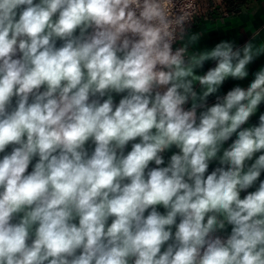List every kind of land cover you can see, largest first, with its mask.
Here are the masks:
<instances>
[{"label": "clouds", "instance_id": "obj_1", "mask_svg": "<svg viewBox=\"0 0 264 264\" xmlns=\"http://www.w3.org/2000/svg\"><path fill=\"white\" fill-rule=\"evenodd\" d=\"M262 9L0 0V264H264Z\"/></svg>", "mask_w": 264, "mask_h": 264}, {"label": "crops", "instance_id": "obj_2", "mask_svg": "<svg viewBox=\"0 0 264 264\" xmlns=\"http://www.w3.org/2000/svg\"><path fill=\"white\" fill-rule=\"evenodd\" d=\"M208 6V11L201 16H198L197 23L193 26V30H198L199 28L203 27L204 25V16L206 15L208 18V21L211 22L212 24H215L217 19L223 20L225 14L234 16V17H239L240 16V11H239V5L240 4H245L248 3V0H223V6L225 8V11H221V8L219 6L216 7V11H212L213 7V0H205ZM250 7L252 6L251 4L249 5ZM264 11V9H262ZM251 18L244 16L240 17L239 20L233 19L230 22H226L225 24L222 25H209V28L212 30H215L216 28H220L222 30H231L229 33H226L224 31H216L211 34L210 41H219L220 39L227 38L228 36H239V31H238V25L240 24H248L249 20ZM253 26L254 27H259L261 26V20L259 16H257L254 20H252ZM241 32H243V29H240ZM261 63H264V60L258 61L256 64L252 65V70L255 71ZM251 79V77H249ZM233 83L236 82H229L227 85H225V90L227 88H230L233 86ZM241 83L242 86L247 85V81L244 82H239ZM261 111H264V106L260 109ZM255 120V117L253 118Z\"/></svg>", "mask_w": 264, "mask_h": 264}, {"label": "built area", "instance_id": "obj_3", "mask_svg": "<svg viewBox=\"0 0 264 264\" xmlns=\"http://www.w3.org/2000/svg\"><path fill=\"white\" fill-rule=\"evenodd\" d=\"M198 2H200V0H198Z\"/></svg>", "mask_w": 264, "mask_h": 264}]
</instances>
